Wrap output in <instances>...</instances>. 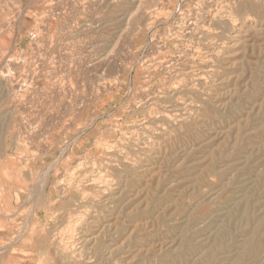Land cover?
<instances>
[{
	"label": "rangeland",
	"instance_id": "1",
	"mask_svg": "<svg viewBox=\"0 0 264 264\" xmlns=\"http://www.w3.org/2000/svg\"><path fill=\"white\" fill-rule=\"evenodd\" d=\"M2 90L0 264H264V0H0Z\"/></svg>",
	"mask_w": 264,
	"mask_h": 264
},
{
	"label": "bare ground",
	"instance_id": "2",
	"mask_svg": "<svg viewBox=\"0 0 264 264\" xmlns=\"http://www.w3.org/2000/svg\"><path fill=\"white\" fill-rule=\"evenodd\" d=\"M240 3V2H239ZM228 4V3H227ZM227 6V5H226ZM229 6V5H228ZM212 8V7H211ZM218 22V21H217ZM104 25V24H103ZM102 26V25H101ZM105 26V25H104ZM202 27V26H201ZM200 28V27H199ZM204 29V28H203ZM206 30V29H205ZM207 35V34H206ZM243 35V34H242ZM193 41V40H192ZM193 46V44L191 45L190 44V47H192ZM193 48H194V46H193ZM201 48V47H200ZM192 49V48H191ZM196 49L197 50H195L194 49V51H192V52H194V53H203V51H199V48H197L196 47ZM189 50V49H188ZM179 53V52H178ZM205 54H206V52H205ZM200 56V55H199ZM198 57V56H197ZM190 58V57H189ZM192 58L194 59L195 57L194 56H192ZM12 60H14V59H11L10 60V62L12 61ZM18 61V60H17ZM199 61V60H198ZM195 63V62H194ZM12 67V66H11ZM192 67V66H191ZM24 69V68H23ZM198 71V70H197ZM8 72V71H7ZM6 72V73H7ZM2 73V72H1ZM180 73V72H179ZM186 73V72H185ZM5 74V73H4ZM8 74V73H7ZM3 75V74H2ZM200 78V77H199ZM202 78V77H201ZM10 82V81H9ZM2 83V82H1ZM4 83V82H3ZM5 84H7V83H5ZM4 84V85H5ZM10 84V83H9ZM179 84V83H178ZM185 85V84H184ZM10 86V85H9ZM177 86V85H176ZM4 87V86H3ZM5 88V87H4ZM3 88V89H4ZM178 89H179V87H178ZM213 90V89H212ZM7 91V90H6ZM0 92H5V90H2V91H0ZM8 92V91H7ZM2 93V94H3ZM2 94H0V96L2 95ZM8 94V93H7ZM4 95V94H3ZM3 97V96H2ZM6 98H7V96H6ZM4 99V98H3ZM3 101V100H2ZM8 112V111H7ZM11 116H13V114H6V115H4L2 118H1V122L4 124L3 126L4 127H6V131H7V129L10 127V125H11V123H12V120H14V118L12 119V117ZM152 120V119H151ZM14 122V121H13ZM3 127V128H4ZM12 127V126H11ZM10 127V128H11ZM7 133V132H6ZM7 138V137H6ZM9 138V137H8ZM9 141V140H8ZM5 143H6V141H5ZM16 143V142H15ZM46 148V147H45ZM110 152V151H109ZM57 161V160H56ZM97 162V161H96ZM55 163V162H54ZM54 163H53V165H54ZM130 164V163H129ZM55 166V165H54ZM100 167V166H99ZM76 168V167H75ZM118 168V167H117ZM50 169V168H49ZM51 170V169H50ZM76 170V169H75ZM48 172V171H47ZM94 172V171H93ZM133 172V171H132ZM27 173V172H26ZM80 173V172H79ZM134 173V172H133ZM35 176V175H34ZM90 176V175H89ZM66 177V176H65ZM99 177V176H98ZM68 179V178H67ZM46 181V180H45ZM67 181V180H66ZM75 181V180H74ZM40 182V181H39ZM91 182V181H90ZM93 182V181H92ZM45 183V182H44ZM57 183V182H56ZM99 183V182H98ZM101 183V182H100ZM104 183H106V182H104ZM58 184V183H57ZM95 184V183H94ZM40 185H41V183H40ZM105 185V184H104ZM91 186H93V185H91ZM39 187V186H38ZM58 187V186H57ZM75 188V187H74ZM64 189V188H63ZM38 190V189H37ZM35 191V192H39V193H37L36 195H35V199L33 198L32 199V197L34 196V194H33V191L34 190H31V192H30V199L31 200H33V203H35L36 202V200H38V199H40V195H41V189H40V187H39V190L38 191ZM113 190V189H112ZM55 191V190H54ZM74 191V190H73ZM80 191V190H79ZM34 192V193H35ZM76 192V191H75ZM32 196V197H31ZM60 196V195H59ZM57 197V196H56ZM89 197V196H88ZM101 197V196H100ZM29 198V197H28ZM52 199V198H51ZM56 200V199H55ZM61 200H63V199H61ZM69 200V199H68ZM97 200V199H96ZM21 202V201H20ZM56 202V201H55ZM66 202H67V200H66ZM38 204V203H37ZM50 204H52V203H50ZM55 204V203H54ZM38 206V205H37ZM42 206V205H41ZM58 206V205H57ZM66 206V204H64V207ZM69 206V205H68ZM53 207V206H52ZM73 206H71V208H72ZM83 207V206H82ZM46 208V207H45ZM37 209V208H36ZM53 209V208H52ZM53 211V210H52ZM72 211H73V208H72ZM50 213V212H49ZM53 213H55V212H53ZM105 214V213H104ZM30 215V214H29ZM57 216V214L55 215V217ZM70 217V216H69ZM50 218V217H49ZM71 218V217H70ZM28 219V218H27ZM30 219V218H29ZM28 219V220H29ZM51 219V218H50ZM49 219V220H50ZM55 219V218H54ZM62 219V218H61ZM66 219V218H65ZM69 219V218H68ZM102 221V220H101ZM51 222H54V221H51ZM67 222H68V220H67ZM26 223H29V222H26ZM25 223V224H26ZM57 224V223H56ZM75 224V223H74ZM73 224V222H69L66 226H65V229H63V230H60L59 232L58 231H56V232H58L56 235H57V238L55 237L54 238V236H52L53 238V240L54 241H52V242H58L57 244H52V242L50 243V240H49V237L47 236V235H45V234H43L39 239H37V242H34L35 243V249H37V251H38V253L41 255V256H45L46 257V259H45V261H47V260H53V261H65V259H66V257H67V251H66V249L67 248H70V244H71V242H70V238H65V235L66 234H64L66 231H71L72 229H74V227H75V225ZM25 226V225H24ZM101 226V225H100ZM96 227V226H95ZM19 228V227H18ZM22 228L24 229V227L22 226ZM27 228H29V227H26V230H27ZM81 228H82V226H81ZM16 229V228H15ZM21 230V229H20ZM56 230V229H55ZM91 230V229H90ZM54 231V230H53ZM76 231V230H75ZM55 232V233H56ZM26 233V232H25ZM54 235V234H53ZM55 235V236H56ZM33 237V236H32ZM96 238V237H95ZM64 239H67L66 241L67 242H63L64 241ZM98 241H102V240H99V238H98V240H97V242ZM83 242H84V240H83ZM95 242H96V240H95ZM33 244V243H32ZM100 244V243H99ZM96 245V247L94 248L93 247V249H94V254L93 255H95V257L97 256V253H98V251H99V249H100V245ZM73 245V244H72ZM95 246V245H94ZM99 246V247H98ZM105 246V245H104ZM12 247V246H11ZM4 248V247H3ZM6 248H7V246H6ZM31 248H33V246H31ZM76 248V247H75ZM84 248V247H83ZM104 248V247H103ZM8 249H9V247H8ZM73 250V249H72ZM109 250V249H108ZM33 252H34V250H32ZM35 253V252H34ZM253 254V253H252ZM110 255H111V253H110ZM99 256V255H98ZM97 256V258H99ZM75 257V256H74ZM101 257V256H100ZM111 257V256H110ZM79 258V257H78ZM115 258V257H114ZM82 260V259H81ZM69 261V260H68ZM68 261H66L67 263H68ZM116 261V260H115ZM65 262V263H66ZM99 262H101V261H99ZM98 262V263H99ZM64 263V262H63ZM64 263V264H65ZM81 263V262H80ZM93 263H94V261H93ZM69 264H72V263H69ZM74 264H77V263H74ZM78 264H79V262H78ZM83 264V263H82Z\"/></svg>",
	"mask_w": 264,
	"mask_h": 264
}]
</instances>
